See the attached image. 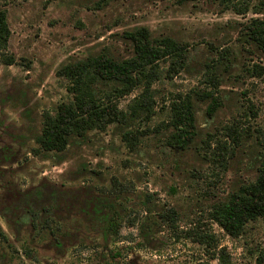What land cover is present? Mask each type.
I'll use <instances>...</instances> for the list:
<instances>
[{"label": "rangeland", "instance_id": "rangeland-1", "mask_svg": "<svg viewBox=\"0 0 264 264\" xmlns=\"http://www.w3.org/2000/svg\"><path fill=\"white\" fill-rule=\"evenodd\" d=\"M0 6L7 10V48L15 57L0 61V225L7 235L0 239V264H220L206 246L176 236L160 219L158 212L168 205L179 213V228L210 230L233 264H256L264 249V220H249L231 236L207 214L212 201L256 173L261 144L251 133L264 128V71L252 75L245 68L264 64V52L239 36L242 21L255 13L236 12L219 0H0ZM137 25L151 35L186 40L189 48L186 65L176 73L169 75L168 60L159 61L150 117L123 125L141 129L135 146L110 122L72 138L62 151L34 153L42 112L71 96L56 68L102 50L115 57L131 54L124 31ZM213 45L228 46L233 60H217ZM210 69L218 75L214 92L220 99L212 115L205 111L209 97L194 92L210 86ZM140 89L119 96L118 105L127 108ZM185 93L194 104L197 133L177 148L169 142L171 127L162 123L170 99ZM234 119L243 124L234 125L243 139L226 138L220 167L205 156L204 137H224V124ZM117 184L126 190L117 191ZM145 193L151 199L144 200ZM96 198L106 200L99 215L93 212ZM107 207L116 210L109 219ZM136 215L141 219L130 224ZM112 219L115 225L107 226Z\"/></svg>", "mask_w": 264, "mask_h": 264}, {"label": "trees", "instance_id": "trees-1", "mask_svg": "<svg viewBox=\"0 0 264 264\" xmlns=\"http://www.w3.org/2000/svg\"><path fill=\"white\" fill-rule=\"evenodd\" d=\"M219 2L224 7L232 8L239 13H245L249 9L255 13L242 21L239 36L242 42L252 44L264 52V0H219ZM9 31L7 10L0 6V61L4 63L15 61L14 55L7 48ZM124 36L129 39L132 49L131 54L127 56L115 57L102 50L63 62L56 68V73L65 79L66 89L71 96L57 102L52 111L45 109L42 112L41 124L34 135L37 144L31 146L34 153L62 151L72 138H83L88 129L104 128L110 122L120 126L121 136L129 146H135L141 129L123 125L137 116L150 117L154 102L151 84L162 73L159 61L168 60L169 75L176 73L187 63L189 43L168 34L151 35L145 25H137L125 30ZM213 47L216 50L217 60L221 58L226 61L225 64L233 60L229 56L232 50L228 46L213 45ZM245 69L249 74L259 75L264 71V64L252 62ZM205 80L210 86L199 88L201 90L194 92L200 93L202 97H209L205 111L208 115H212L220 103L217 93L214 92L219 82L218 75L213 69L207 70ZM136 86H141V89L127 103V108L120 107L117 98L129 93ZM168 107L169 117L162 125L171 127L169 142L177 148H184L191 143L197 133L195 109L190 94L174 96L170 99ZM224 125V137L211 134L204 137V142H207L205 156L220 167H224L226 162L225 154L228 149L226 138L229 137L234 143H240L243 139V134L234 126L243 125L242 123L234 119ZM251 135H254L261 144L256 150L255 176L239 182L223 197L212 201L207 209L208 217L231 236L238 235L249 220L258 218L264 220V128L258 127L256 133L252 132ZM115 189L120 192L126 190L124 185H118ZM126 196L127 194L124 193L120 201L123 206ZM149 199H151L150 193H145L144 200ZM146 201H143L144 208L150 210ZM103 203L105 204L106 200L96 198L93 204L96 209L94 210L93 207V212H97L98 215L102 213ZM107 204L111 205L110 201ZM108 210L107 207V219L116 212L114 208H111V212ZM36 214L37 211L33 209L32 219ZM158 215L163 222H168L169 226L175 229L173 232L176 236L190 237L200 242L206 246L209 256L217 257L220 264H233L228 250L224 245H219L212 231L202 230L194 225L185 229L179 228L176 223L179 213L174 206L168 205L159 211ZM140 219L141 217L136 215L131 217L129 222L134 224ZM46 224H48L47 218L44 226ZM142 224L143 220L140 222V228ZM113 225L115 219L108 220L107 226L113 227ZM107 226L106 230H108ZM6 237L0 225V239ZM255 258L256 264H264V249H260Z\"/></svg>", "mask_w": 264, "mask_h": 264}]
</instances>
